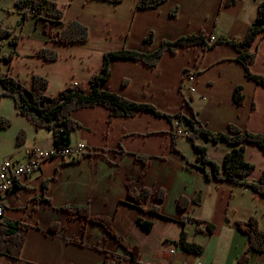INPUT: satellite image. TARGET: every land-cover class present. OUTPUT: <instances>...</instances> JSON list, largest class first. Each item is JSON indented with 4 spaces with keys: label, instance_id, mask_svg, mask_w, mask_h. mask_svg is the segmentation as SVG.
Here are the masks:
<instances>
[{
    "label": "crops",
    "instance_id": "0c3cea01",
    "mask_svg": "<svg viewBox=\"0 0 264 264\" xmlns=\"http://www.w3.org/2000/svg\"><path fill=\"white\" fill-rule=\"evenodd\" d=\"M56 1L64 12L63 23L56 29L78 20L88 25L90 37L88 41L61 44L47 36L46 48L56 50L58 59L36 60L40 68H31L28 79L22 82L31 87L34 72L40 73L49 79L47 94L54 97L76 82L88 92L92 75L101 71L104 54L111 50L152 53L163 40L201 32L215 39H243L263 0H236L230 6L225 0H167L157 8L142 10L136 9L138 0ZM151 32L154 38L145 41ZM252 50L256 58L251 70L264 76V36L256 40ZM237 56L233 46L221 42L205 52L195 45L166 51L151 67L142 61L113 58L111 75L101 88L131 101L153 104L168 114L182 112L193 118L196 113L211 131L226 132L229 124H236L262 133L264 86L245 76ZM64 57L82 59L83 65L64 64ZM187 69L198 71L194 94L181 91ZM238 84L244 86L241 105L233 97ZM110 115V110L100 105L75 110L71 117L81 126L72 132L70 145L84 142L90 152L75 160L46 159L38 172L20 178L7 194L4 220L19 221L27 229L21 259L0 254V264L264 263V252L255 251L240 261L249 238L236 225L237 220L255 216L264 229L263 195L246 184L208 179L194 165L198 153L190 141L178 137V150L172 149L174 122L146 111L132 117ZM10 119L12 125L0 130V166L5 158L24 162L35 146L55 148L53 132L38 129L17 108ZM183 120L182 127L190 130ZM21 130L27 142L18 147ZM203 138L197 142L210 150ZM221 146L220 156L210 157L223 164L233 145ZM245 154L256 164L247 181L257 180L264 169L254 175L258 166L255 158H264L263 150L248 144ZM131 183L137 191H163L164 198L151 197L141 209L135 204ZM181 198L187 199L186 206L179 205ZM152 205L159 206L160 216L148 211ZM65 207H78L81 213ZM139 217L153 223L150 230L142 228ZM199 219L203 222H196ZM208 223L213 224L211 232L206 229ZM183 230L189 240L203 245L204 254L189 253L176 244ZM174 247H178L175 255L171 252Z\"/></svg>",
    "mask_w": 264,
    "mask_h": 264
},
{
    "label": "trees",
    "instance_id": "16d2710c",
    "mask_svg": "<svg viewBox=\"0 0 264 264\" xmlns=\"http://www.w3.org/2000/svg\"><path fill=\"white\" fill-rule=\"evenodd\" d=\"M111 3H121L123 0H104ZM164 1L167 0H138L137 10L146 8H157ZM236 0H225L227 6L235 3ZM16 6L23 10V19L25 22L30 15L41 18L44 16L45 25L44 32L61 44H74L83 41H88L90 37V29L87 24L78 20H71L66 23L62 29H56L63 22L64 12L58 7L56 0H17ZM176 9L171 10V14L175 15ZM10 29L0 28V41L3 37L10 36V44L17 47L22 39L20 35H12ZM264 36V0L258 6V12L254 22L248 29L247 34L243 39H226V37H219L212 41V36L204 32L199 34H189L179 37L175 40H163L158 49L152 53L143 52L123 48L121 50H111L104 54L103 68L99 73L92 75L90 79V90L87 92L80 87H74L72 84L67 85L60 93L54 97L47 94L49 79L38 73L33 74V81L31 87L24 85L20 78L7 74H0V84L3 87L0 93V99L3 96H8L14 100L18 113L23 115L38 129H46L53 132L55 147H63L71 144L72 132L81 126L75 121L71 114L82 107H92L95 105L103 106L110 110V117L120 116H136L140 111H146L157 116H162L172 123L174 119H184L190 125V133L188 137L192 140L193 146L198 153L197 162L194 163L196 168L205 174L208 179L230 180L238 184H246L259 195L264 196V170L261 172L259 178L254 181H247V178L253 174L256 169V164L246 158L245 151L248 144H253L260 147L264 153V132L254 133L248 129H242L236 124H229L227 131H211L200 122L197 114L194 117H188L182 112L176 114H168L162 112L157 106L147 102H135L131 99L117 94L114 91L105 90L101 88L103 84L111 75V59H133L134 61H142L148 66H156L158 61L166 51L176 52L178 49L188 46H200L202 52L212 49L218 43L226 42L233 46L237 52V61L245 68V76L253 80L256 84L264 86V76L256 74L251 70V64L256 58V51L252 50L253 44L260 37ZM154 38L153 32L148 34L145 41H152ZM203 54V53H202ZM37 55L45 60H57L58 53L54 49L39 48ZM17 56L16 50L5 55L4 58L10 62V67L13 65V59ZM244 86L238 84L234 89L233 97L239 105L244 103L245 96L243 94ZM12 125L11 121L6 117L0 119V128H9ZM178 131L174 127L172 133V149L178 150ZM200 136H204L207 140L218 142L220 140L233 145V149L228 151L220 164L212 160L208 154V148L204 144L197 142ZM26 140L25 131L21 130L18 134L17 141L23 143ZM144 161L147 157L144 155L137 156ZM131 193L133 194L135 204L141 209L149 204L151 197L162 200L164 192L158 191L154 193L151 189L142 188L140 191L134 189V185H130ZM187 199L181 198L179 205L186 206ZM66 209L75 212H80L78 207H65ZM159 206L152 205L148 211L153 214H159ZM81 213V212H80ZM138 222L145 230H150L152 222L138 218ZM183 223L186 219L182 220ZM202 223L203 220H196ZM237 229L245 233L249 238L248 248L245 254L240 258V261L249 259L248 252H264V229L261 228L258 219L255 216H250L247 220H237ZM213 224L208 223L206 229L208 232L212 231ZM27 228L19 221L0 220V254L20 260L25 243V230ZM199 230V228L197 227ZM178 246L187 250L189 253L204 254L203 245L189 240L188 233L182 231L179 241L176 242ZM264 264V263H257Z\"/></svg>",
    "mask_w": 264,
    "mask_h": 264
},
{
    "label": "rangeland",
    "instance_id": "374dc122",
    "mask_svg": "<svg viewBox=\"0 0 264 264\" xmlns=\"http://www.w3.org/2000/svg\"><path fill=\"white\" fill-rule=\"evenodd\" d=\"M17 0H0V28L2 29H10L13 33L12 35H20L22 33V39L20 44L15 47L10 44V36L3 37L0 41V74L4 75L8 72L21 80L28 79V75L31 73V68L34 70L40 68L41 63L36 60H42L40 56L37 55V51L39 48H46L47 46V34L44 32L45 25V17L41 16V18L30 15L28 20L25 22L23 19V10L16 6ZM72 13V12H70ZM16 50L17 56L13 59L12 66L10 67V62L4 58L5 55ZM97 52L94 53L93 58H96ZM63 58L64 64L67 62V65H73L74 67L79 68L83 65L82 59H71L69 57L68 60ZM36 72H34L35 74ZM40 74V73H38ZM3 87L0 84V93L2 92ZM16 112V107L14 100L8 96H3L0 99V119L2 117H6L8 120L10 119V115ZM12 123V122H11ZM183 125L190 128V125L183 120ZM6 128H0V130ZM8 129V128H7ZM190 141L192 144V140L188 136H179V138ZM204 137V136H200ZM199 137V138H200ZM178 138V139H179ZM198 138V139H199ZM206 140L208 144L211 145V149L207 146L209 156L213 158H218L221 154L222 144H228L222 140L218 142L207 140L206 137L203 138ZM27 140V138H26ZM20 143L17 141V146H24L27 141ZM222 142V144H218ZM193 146V144H192ZM189 147V146H188ZM194 147V146H193ZM187 148V147H186ZM191 148V146H190ZM195 148V147H194ZM233 149V148H232ZM231 149V150H232ZM194 149H190V152H193ZM196 151V148H195ZM197 152V151H196ZM198 155V154H197ZM210 157V158H211ZM258 164L257 171L254 175H258L260 169H264V158L259 157L255 158ZM197 162V158L194 163Z\"/></svg>",
    "mask_w": 264,
    "mask_h": 264
},
{
    "label": "built area",
    "instance_id": "2783aa9c",
    "mask_svg": "<svg viewBox=\"0 0 264 264\" xmlns=\"http://www.w3.org/2000/svg\"><path fill=\"white\" fill-rule=\"evenodd\" d=\"M212 37V41H215ZM197 70L187 69L183 72V82L181 91L186 94L196 93ZM78 87V82L73 84ZM174 125L180 136H188L189 129L182 127L180 120L175 119ZM90 150L80 142L77 145H65L63 147H55L54 149H42L37 146L30 149L24 162L5 158L0 166V218L5 219V197L14 188L20 178L29 176L38 172L46 159L53 157H62L64 159L75 160L89 153ZM190 223H193L192 221ZM178 247L171 249L173 255L177 253ZM171 264H187V262H174ZM203 264V263H199Z\"/></svg>",
    "mask_w": 264,
    "mask_h": 264
}]
</instances>
